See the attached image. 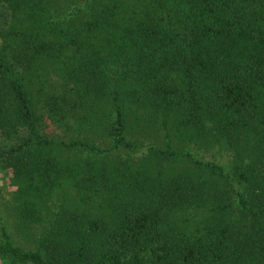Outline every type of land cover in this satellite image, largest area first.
<instances>
[{"label": "trees", "instance_id": "16d2710c", "mask_svg": "<svg viewBox=\"0 0 264 264\" xmlns=\"http://www.w3.org/2000/svg\"><path fill=\"white\" fill-rule=\"evenodd\" d=\"M0 171V264H264V0H0Z\"/></svg>", "mask_w": 264, "mask_h": 264}, {"label": "rangeland", "instance_id": "374dc122", "mask_svg": "<svg viewBox=\"0 0 264 264\" xmlns=\"http://www.w3.org/2000/svg\"><path fill=\"white\" fill-rule=\"evenodd\" d=\"M150 140L149 142H151ZM218 150V149H217ZM203 160H216L219 163H225L227 157L223 154L217 153V158H212V151L200 153ZM14 186L10 182V174L0 171V240L4 237V229L11 234L12 239L16 243L24 246H33V237L22 234L20 228L17 226V218L14 215Z\"/></svg>", "mask_w": 264, "mask_h": 264}]
</instances>
